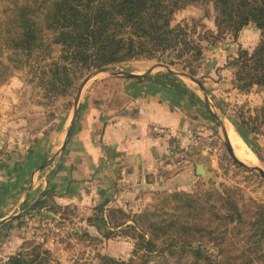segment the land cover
<instances>
[{
	"label": "trees",
	"instance_id": "obj_1",
	"mask_svg": "<svg viewBox=\"0 0 264 264\" xmlns=\"http://www.w3.org/2000/svg\"><path fill=\"white\" fill-rule=\"evenodd\" d=\"M1 1L5 6L0 57L4 50L21 57V66L34 71L37 86L50 97H70L85 74L115 70L135 61L182 65L187 72L206 47H214L226 35L236 38L250 25L261 32L259 44L253 52L239 49L231 54L224 69L233 72L232 84L239 93L264 90V0H209L218 14L217 32L206 31L203 36L188 22L172 26L175 14L190 2L202 0ZM191 73L196 75L194 70ZM234 124L240 131L264 137V101L259 108L244 103ZM154 196L160 198L153 206L157 212L149 209L130 216L122 208L106 210L104 202L95 208L93 217L85 219L88 227L105 233L107 240L131 238L133 254L140 259L123 262L98 255V264H264V205L241 188ZM159 207H170V214L159 213ZM62 209L51 197L34 204L30 212L41 218ZM240 238L245 248L232 258L226 250L232 248V240ZM50 253L44 244L30 240L0 264H52Z\"/></svg>",
	"mask_w": 264,
	"mask_h": 264
},
{
	"label": "crops",
	"instance_id": "obj_2",
	"mask_svg": "<svg viewBox=\"0 0 264 264\" xmlns=\"http://www.w3.org/2000/svg\"><path fill=\"white\" fill-rule=\"evenodd\" d=\"M142 62L130 64L135 65L129 71L132 79L102 81L88 88L65 150L52 166L41 168L45 157H36L40 140L26 152L22 146L0 148V258L3 250H19L30 239L36 222L31 208L46 198L87 214L104 202L139 209L153 192L188 187L191 167L159 185L153 179L159 162L187 148L194 135H214L217 119L204 100L206 87L202 79L200 88L161 67L141 77L147 68L136 66ZM62 145L50 148L52 156ZM20 208V216L30 219L14 224Z\"/></svg>",
	"mask_w": 264,
	"mask_h": 264
},
{
	"label": "rangeland",
	"instance_id": "obj_3",
	"mask_svg": "<svg viewBox=\"0 0 264 264\" xmlns=\"http://www.w3.org/2000/svg\"><path fill=\"white\" fill-rule=\"evenodd\" d=\"M4 6V2L0 0V21L3 20L2 12L4 11ZM217 17L218 14L214 4L209 0L190 2L184 10L175 14L172 19V26L188 22L190 23V27H197V34H201V36L206 31L216 34ZM260 39L261 32L254 25L244 28L236 38L226 35L214 47H206L201 58L197 59L194 62L193 68L187 72L183 71L182 65L174 67L156 61L144 60V62L136 66L139 67L138 69L147 68L145 72L165 66L172 70V74L181 77H184V74L193 77L191 72L194 70L196 75L193 78L202 79L206 87L205 93L210 95L208 97L212 103L211 107L217 123L214 135H205L206 140H203V143L197 148L196 157H193L190 163H193V160H197L199 163H209V171L215 175V179L205 182L202 178L198 177L194 163L191 166L185 165L183 169L181 166L179 168L175 167L172 172L166 173L163 178H157V180L154 178V183L158 185L162 184L176 177L187 167H191L192 175L188 182V187L180 190L175 189L174 191L153 192L148 203H144L139 209L133 208L130 205L127 208L120 207L129 213L130 216L140 215L149 209L157 212L156 208L153 207L156 203L159 204L158 200L160 198L156 199V196H154L157 193L185 192L200 195L209 189H217L222 192L224 187H239L257 203L264 205V178L256 171L257 169L264 171V137L240 131L234 124L237 112L244 103H247L251 108H259L262 105L264 90L257 89L248 95L241 94L233 87V72L222 69L225 60L231 54L235 55V52L239 49L253 52L259 44ZM199 41L201 43L204 42ZM218 58H221L223 63ZM22 60L21 57L13 56L7 50H4V53L0 57V148L11 150L17 146H22L24 147V152H26V148L28 150L31 149L33 142L37 141L36 143H38V140H40L39 144L41 148L38 149L36 157L44 155L45 159L41 166L44 169L52 166L53 162L65 150L68 140L65 136L71 130L73 118L77 115V108L82 98L87 94L88 88L98 87V84H100L98 82L118 79L126 80L127 78L114 77L110 73L95 75L96 71L85 74L78 81L72 96L53 98L45 94V91L37 86L38 84L34 81L36 80L34 71L27 66H21ZM130 64L120 65L114 69L116 72L121 71L122 73L130 74V69L135 66ZM183 80L189 84H195V82L187 78ZM86 81L88 82L84 85ZM225 120H229L243 137L248 151L253 155L255 167H249L243 161L244 165L241 166L231 158L224 144L225 139L222 127ZM197 137H203V135H194L193 139ZM43 142H46V144L43 145ZM60 142L63 145L52 156L50 148L58 146ZM48 151L52 156L51 160H49L50 155L47 154ZM203 155H208L211 159L202 160ZM173 205L171 204L170 207ZM170 207H165L164 209L159 207L158 212H171L168 210ZM109 208L118 207H109L108 205L106 210ZM95 213L93 211L87 214H79L72 209L63 207L60 213L56 215H44L41 218L36 216L35 224L31 225L30 230L28 227L29 231L32 229V236L25 242L35 240L39 244H44L45 248L51 252L52 264H98V255L112 257L123 262H129L131 258L140 260L138 256L133 254L135 244L131 238L118 237L107 240L104 238L105 233L100 234L96 229L94 231L90 230L85 219L93 217ZM21 217L24 218V216ZM166 217L169 216L166 215ZM24 219H30L29 215H27V218L25 216ZM14 221V224H16V219ZM160 221L157 220L155 222L160 224ZM28 222L33 221L30 220ZM35 229L40 231L39 236L36 235ZM67 229L70 230V234L63 235L61 231ZM82 234L86 237L83 238ZM231 247L227 248L226 253L231 252V257L237 258L242 248H245V241L241 238L239 240H232ZM19 250H5V252L3 250L0 261H6L9 256L17 253ZM211 256L214 259L217 258V253L212 248ZM153 259L150 257L149 260L152 261ZM150 264L154 263L151 262Z\"/></svg>",
	"mask_w": 264,
	"mask_h": 264
},
{
	"label": "water",
	"instance_id": "obj_4",
	"mask_svg": "<svg viewBox=\"0 0 264 264\" xmlns=\"http://www.w3.org/2000/svg\"><path fill=\"white\" fill-rule=\"evenodd\" d=\"M161 68L169 70V71H172L171 69H168L165 66H161ZM102 73H110L114 77H121V78H127V79L134 78L133 75H130V74H127V73H122V72H116L115 70L97 72V73H95V75H99V74H102ZM148 73H149V71L143 73L141 75V77L147 75ZM183 76H184L183 78H187V79L195 82L200 88H202L201 83H199L196 78H193L190 75L188 76V75H185V74ZM87 82L88 81H86L84 83V85L87 84ZM204 100L208 104V106L210 108H212L211 107L212 103H211V101H210V99H209L207 94H204ZM222 128H224V127H222ZM69 132L67 133V136H66L67 138L69 136ZM224 139H225L224 140V144L226 146V149H227L228 153L230 154L231 158L233 159V161L235 163L243 166L244 165L243 162L237 158V156L235 155V153L233 151V148L231 146V143H230V140H229V137H228L227 133L224 134ZM193 163L196 166V174H197L198 177L202 178L205 182H208V181H210L212 179H215V175L209 171V168H210V164L209 163H207V162L199 163L197 160H193ZM256 171L258 172L259 175H261L264 178V171L263 170L257 169ZM21 213H22V208H20L19 212L17 213V215L14 218L16 219L17 217H19L21 215Z\"/></svg>",
	"mask_w": 264,
	"mask_h": 264
},
{
	"label": "built area",
	"instance_id": "obj_5",
	"mask_svg": "<svg viewBox=\"0 0 264 264\" xmlns=\"http://www.w3.org/2000/svg\"><path fill=\"white\" fill-rule=\"evenodd\" d=\"M159 133H161L162 135L166 134V132L162 130H160ZM203 140H206L205 136L194 138L192 140L194 143L192 142V144L190 145L191 147L187 146V148H185L184 150L174 153L161 160L155 170V180H157V178H163L166 173L172 172L173 168L175 167L179 168L181 166L182 169L185 168V165L189 164L193 157H196L198 151L197 148L203 143ZM34 231L36 235L39 236L40 231L36 229ZM61 233L63 235H69L70 230H62Z\"/></svg>",
	"mask_w": 264,
	"mask_h": 264
},
{
	"label": "bare ground",
	"instance_id": "obj_6",
	"mask_svg": "<svg viewBox=\"0 0 264 264\" xmlns=\"http://www.w3.org/2000/svg\"><path fill=\"white\" fill-rule=\"evenodd\" d=\"M222 130L223 133H227L233 151L239 160L245 162L249 167H255V161L253 155L248 151L245 141L234 125L229 121L225 120Z\"/></svg>",
	"mask_w": 264,
	"mask_h": 264
}]
</instances>
